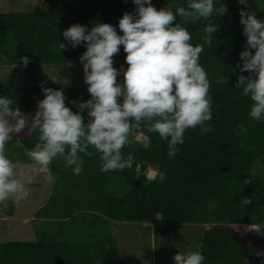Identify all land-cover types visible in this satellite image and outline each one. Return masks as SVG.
Returning a JSON list of instances; mask_svg holds the SVG:
<instances>
[{"label": "trees", "instance_id": "trees-1", "mask_svg": "<svg viewBox=\"0 0 264 264\" xmlns=\"http://www.w3.org/2000/svg\"><path fill=\"white\" fill-rule=\"evenodd\" d=\"M152 1V6L163 4L155 7L157 10L170 7L174 12L175 7L187 4V0ZM221 4L227 8L223 16L213 14L196 24H184L177 16L174 22L189 30L193 46L204 44L206 25L217 26L211 45L204 44L199 57L210 82L212 119L186 130L185 142L171 159L166 142L146 130L148 140L130 137L131 143L122 150L125 156L131 152L134 157L131 169L101 172L99 156L91 148V157L81 154L84 163L79 175L66 168L62 158L54 159L50 165L57 177L53 191L45 205L33 213L36 240L0 243V264H130L134 256L121 255L114 232L126 230L127 225L145 226L146 222L150 227L200 225L203 231L197 251L205 256L204 264H264V256L257 255L264 252V236L247 239L252 237L248 226L264 225V119L249 118L251 101L241 95L242 89L234 87L240 75H248L238 68L242 63L239 54L246 45L239 23L244 6L238 0H214L216 7ZM135 7L132 0H44L29 12L0 13V67H12L0 84V97L11 99L13 107L30 120L38 101L44 99L43 88L62 90L65 106L76 113V105L91 98L88 86L60 81L24 84L19 68L81 64L84 44L60 51L59 44H67L62 33L73 24L88 30L96 24H109L122 35L118 22L125 12L134 13ZM247 10L264 20V0L248 3ZM125 56L120 46L113 57V67L121 69L118 83L127 68ZM21 57L29 60L26 66ZM82 115L87 122V112ZM239 124L248 131L237 136ZM38 135V131L29 133L27 127L18 133V161L31 162L25 150L35 146ZM149 169L157 170L162 182L149 181ZM113 178L126 183L130 191L121 197L112 195ZM242 199L252 203L245 206ZM157 212L163 214V220H155ZM118 226L123 227L120 230ZM258 243L250 253L249 245Z\"/></svg>", "mask_w": 264, "mask_h": 264}, {"label": "clouds", "instance_id": "clouds-1", "mask_svg": "<svg viewBox=\"0 0 264 264\" xmlns=\"http://www.w3.org/2000/svg\"><path fill=\"white\" fill-rule=\"evenodd\" d=\"M134 13L125 12L118 22L122 35L109 24H96L88 30L79 24L71 25L62 33L67 44H59V50L68 46L76 48L84 44L86 51L80 56L84 83L88 86L90 99L76 105L77 112L65 106L62 90L43 88L44 99L38 101L37 110L29 120L13 101L0 97V202L27 199L29 188L37 174L52 184L56 176L50 165L57 157L75 175L83 170L81 154L99 156L103 173L131 169L135 163L131 152L123 153L131 143L130 137L148 140V133L158 135L167 144V156L173 158L185 142L184 133L212 119V102L209 96L210 82L207 73L199 64L204 44L211 45L215 24L203 28L204 44L193 46L192 35L184 24H196L209 20L213 14L223 16L227 8L216 7L214 0H187L186 7H167L157 10L152 0H132ZM244 6L239 12V23L246 38L245 50L239 56L241 73L234 85L242 89L241 95L251 101L249 118L264 119V20L248 11L247 0H238ZM126 53V70L122 83L117 82L121 72L113 67V57L120 51ZM27 65L29 60L21 57ZM56 82V78L52 79ZM87 112L84 121L82 113ZM38 131L37 142L25 154L31 160L28 175L17 173V164L6 156L7 145L15 134L25 128ZM243 124L237 125L235 135L247 133ZM160 173L149 169L147 179L155 180ZM249 183L246 181L245 184ZM243 205L252 203L242 199ZM157 212L155 220H163ZM146 227L149 223L146 222ZM264 236V225H253L251 230ZM155 238V236H153ZM264 256V252H258ZM173 264H204L205 256L200 251L177 252Z\"/></svg>", "mask_w": 264, "mask_h": 264}, {"label": "rangeland", "instance_id": "rangeland-1", "mask_svg": "<svg viewBox=\"0 0 264 264\" xmlns=\"http://www.w3.org/2000/svg\"><path fill=\"white\" fill-rule=\"evenodd\" d=\"M247 1L248 3H254V0ZM43 4L44 0H15L14 2L12 0H0V13H25ZM154 7L162 8L163 4L157 3L154 4ZM79 65L82 64H44L20 67L19 69L24 84L51 85L53 83L52 79L56 78V81L63 82L66 85L87 86L84 83L82 66ZM11 69L12 67L9 66L0 67V84L4 82ZM139 141L145 142V139L140 138ZM19 146L18 134H15L13 140L7 145L6 156L17 164V173L23 171L28 175H32L30 171L31 162L18 161ZM155 180L162 182L163 177L158 175ZM53 186L54 183L49 184L42 174H37L33 182L27 185L29 188L27 199L19 202L14 199L0 202V243L36 240L33 226L37 223L33 222V213L45 205L53 191ZM129 191L130 187L119 178L110 179V192L112 195L121 197ZM137 225L140 224L127 225L124 226V228H127L126 230L114 232V238L119 244L122 256H134L133 261L129 262L130 264H173L172 258L177 252L197 251L203 231L200 225L193 224H153L151 229L150 226L147 227V231L142 226ZM209 226L205 225V228ZM234 228L238 229L236 226ZM250 230L251 226H248V233L252 237H247V239L249 241L257 240L258 235ZM146 232L149 234L146 235ZM258 246L259 243L255 246L249 245V252L251 253ZM133 247H136V250Z\"/></svg>", "mask_w": 264, "mask_h": 264}, {"label": "crops", "instance_id": "crops-1", "mask_svg": "<svg viewBox=\"0 0 264 264\" xmlns=\"http://www.w3.org/2000/svg\"><path fill=\"white\" fill-rule=\"evenodd\" d=\"M10 217V216H9ZM6 219H10V218H6ZM4 220V219H3ZM137 226H142V228L144 229V230H146L147 231V227L146 226H144V225H142V224H140V225H137ZM150 229H151V227H150ZM150 231V230H149ZM149 233H147L146 232V235H148ZM121 252V251H120ZM121 255H122V252H121Z\"/></svg>", "mask_w": 264, "mask_h": 264}]
</instances>
